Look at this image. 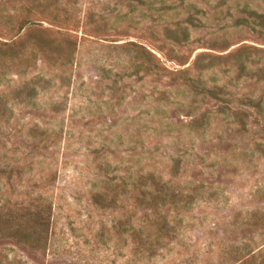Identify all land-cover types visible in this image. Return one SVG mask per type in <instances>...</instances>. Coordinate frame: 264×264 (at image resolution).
<instances>
[{
  "label": "rangeland",
  "instance_id": "obj_1",
  "mask_svg": "<svg viewBox=\"0 0 264 264\" xmlns=\"http://www.w3.org/2000/svg\"><path fill=\"white\" fill-rule=\"evenodd\" d=\"M0 264H264V0H0Z\"/></svg>",
  "mask_w": 264,
  "mask_h": 264
},
{
  "label": "trees",
  "instance_id": "obj_2",
  "mask_svg": "<svg viewBox=\"0 0 264 264\" xmlns=\"http://www.w3.org/2000/svg\"><path fill=\"white\" fill-rule=\"evenodd\" d=\"M24 27H25V24L20 25L19 28H18V31H20Z\"/></svg>",
  "mask_w": 264,
  "mask_h": 264
}]
</instances>
